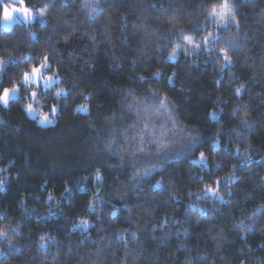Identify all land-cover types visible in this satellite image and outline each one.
<instances>
[{
  "label": "clouds",
  "instance_id": "9594fccd",
  "mask_svg": "<svg viewBox=\"0 0 264 264\" xmlns=\"http://www.w3.org/2000/svg\"><path fill=\"white\" fill-rule=\"evenodd\" d=\"M0 264H264V0H0Z\"/></svg>",
  "mask_w": 264,
  "mask_h": 264
}]
</instances>
